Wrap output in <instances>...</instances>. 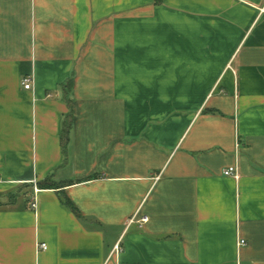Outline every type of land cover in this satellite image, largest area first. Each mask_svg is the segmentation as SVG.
<instances>
[{"label":"crops","instance_id":"crops-1","mask_svg":"<svg viewBox=\"0 0 264 264\" xmlns=\"http://www.w3.org/2000/svg\"><path fill=\"white\" fill-rule=\"evenodd\" d=\"M0 264H264V0H0Z\"/></svg>","mask_w":264,"mask_h":264},{"label":"built area","instance_id":"built-area-1","mask_svg":"<svg viewBox=\"0 0 264 264\" xmlns=\"http://www.w3.org/2000/svg\"><path fill=\"white\" fill-rule=\"evenodd\" d=\"M33 84H34V79H33V77L31 75L30 76H26V77L23 78L22 85H23V87H24L25 90H31L32 87H33ZM236 173H237V171H236L235 168H229V169H227V170L224 171V175L225 176H228V177H230V176L231 177L232 176L237 177L238 174H236ZM31 208L33 210H35L37 208V200L36 199H34L33 203L31 204ZM147 221H148L147 218H144L142 220V222H144V223L147 222ZM245 243L246 242L244 240H242V241H240L239 246L242 247V246L245 245ZM41 248L42 249H46L47 248V245L46 244H42L41 245Z\"/></svg>","mask_w":264,"mask_h":264},{"label":"trees","instance_id":"trees-1","mask_svg":"<svg viewBox=\"0 0 264 264\" xmlns=\"http://www.w3.org/2000/svg\"><path fill=\"white\" fill-rule=\"evenodd\" d=\"M162 2H163V0H154V3L156 5H161ZM68 123H71V122L68 121ZM68 123L64 129V136H63L64 137V147L66 146L65 144H66V140H67L66 134L68 133L69 128H70V124H68ZM40 187H41V189H59L60 188L59 185L55 184L52 181H44L40 184ZM64 202L77 216H80L79 213L76 211V209L73 207V205L70 203L69 200H65Z\"/></svg>","mask_w":264,"mask_h":264}]
</instances>
